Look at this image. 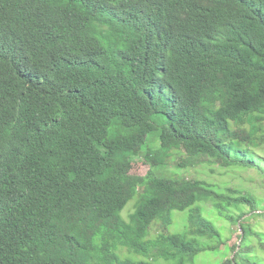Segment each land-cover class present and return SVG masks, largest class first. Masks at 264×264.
<instances>
[{
	"label": "trees",
	"instance_id": "16d2710c",
	"mask_svg": "<svg viewBox=\"0 0 264 264\" xmlns=\"http://www.w3.org/2000/svg\"><path fill=\"white\" fill-rule=\"evenodd\" d=\"M20 28L0 52V264H264L257 190L164 174L178 156L264 175V0H0V49Z\"/></svg>",
	"mask_w": 264,
	"mask_h": 264
},
{
	"label": "rangeland",
	"instance_id": "374dc122",
	"mask_svg": "<svg viewBox=\"0 0 264 264\" xmlns=\"http://www.w3.org/2000/svg\"><path fill=\"white\" fill-rule=\"evenodd\" d=\"M158 146H157V142L154 138H152L151 140V144H150V148L146 149L143 153H142V157L140 161V166L137 168V170L135 171L136 173H141L144 174L146 173L148 170L151 169V166L148 165L145 162V156H147L149 154V151H157ZM264 151V147L259 148L256 150L257 151ZM263 157V159L261 158H256L255 160L259 163H263L264 164V153H260ZM180 162L179 157L175 156L172 157L170 159L167 160V170L164 172V174L166 175H181L183 177H188L189 179H204L207 181H213L216 180L217 183L221 184H226L228 186L225 187H247L249 188V190H257L256 193L264 198V175H261L258 171H256L255 169H237L235 172H233L232 170L229 171V173L227 174H223L222 173H216L215 175H211L212 179H210L208 177V175L205 172H202L201 174L198 173L195 169H189L187 171H179L178 170V163ZM201 172V171H200ZM137 199H134L133 201H131L128 205V207L126 208V210L123 213V216L125 219H128L130 214L134 211V207L136 204ZM212 206L210 205H206L205 206V216L209 218V214L207 212L212 211ZM174 216V220L177 224V226H175L172 229V232L175 231H182L183 230V225H184V220L187 219V213H180V212H175L173 214ZM256 223H263L264 224V217L258 219L257 221H255ZM217 226H222L226 228V236L229 239V247H234L235 245H239L240 244V237L242 235V232L240 230H238L237 227L235 226H231L229 224H227L226 222L220 221ZM159 232V228L156 225L153 230H152V236H156ZM222 252L225 254L227 253L226 251V247L222 246L221 248ZM223 256V255H222ZM222 257L221 255L219 256H213V258L210 260L211 264H217L219 261H221Z\"/></svg>",
	"mask_w": 264,
	"mask_h": 264
},
{
	"label": "clouds",
	"instance_id": "9594fccd",
	"mask_svg": "<svg viewBox=\"0 0 264 264\" xmlns=\"http://www.w3.org/2000/svg\"><path fill=\"white\" fill-rule=\"evenodd\" d=\"M20 36L14 37L12 35L8 36L5 44L0 49V52L9 60L10 59V51L11 49L15 48L19 44H23L25 41V37L27 34V31L23 28H20ZM22 54H24V58L27 59L29 62H32V57L26 55L24 52L20 53L18 57H21Z\"/></svg>",
	"mask_w": 264,
	"mask_h": 264
}]
</instances>
